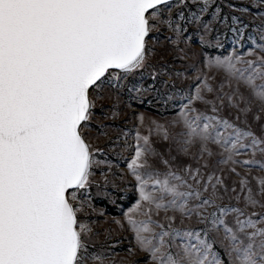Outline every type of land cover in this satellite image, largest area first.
<instances>
[{
	"label": "rangeland",
	"instance_id": "obj_1",
	"mask_svg": "<svg viewBox=\"0 0 264 264\" xmlns=\"http://www.w3.org/2000/svg\"><path fill=\"white\" fill-rule=\"evenodd\" d=\"M89 91L74 264H264V0H172Z\"/></svg>",
	"mask_w": 264,
	"mask_h": 264
},
{
	"label": "water",
	"instance_id": "obj_2",
	"mask_svg": "<svg viewBox=\"0 0 264 264\" xmlns=\"http://www.w3.org/2000/svg\"><path fill=\"white\" fill-rule=\"evenodd\" d=\"M170 1L0 0V264H74L89 91L139 58Z\"/></svg>",
	"mask_w": 264,
	"mask_h": 264
}]
</instances>
